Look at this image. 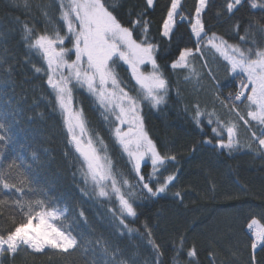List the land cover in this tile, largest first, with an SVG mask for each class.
Here are the masks:
<instances>
[{
    "label": "trees",
    "instance_id": "obj_1",
    "mask_svg": "<svg viewBox=\"0 0 264 264\" xmlns=\"http://www.w3.org/2000/svg\"><path fill=\"white\" fill-rule=\"evenodd\" d=\"M103 2L111 7L114 0ZM227 2L208 0L201 14L207 36L215 33L230 44L264 49V9H252L249 4L232 15L227 12ZM170 3L154 0V6L148 8L147 0H118L114 11L124 26H131L130 22L143 13L142 19L149 22V38L159 45L157 62L169 80L170 98L159 108L145 101L143 118L149 137L177 157L175 167L166 165L165 175L178 172L175 187L167 195L153 201L140 194L128 157L115 143L111 117L105 119L104 109L85 90H74V107L83 109L93 140L101 148L106 145L103 154L110 158L114 173L118 179L130 181L135 202L141 205L137 209L139 220L125 221L135 230L129 233L119 225L115 198L93 199L85 193L81 161L70 145L55 94L46 84L45 72H35V67L46 65L25 40V25L33 29L32 39L39 34L65 33L61 0H0V121L8 126L11 136L9 144L0 142V174L22 189L9 191L0 186V200L5 201L0 204V232L6 233L20 221L17 199H39L46 207L67 210V218L57 223L78 240L71 254L56 250L47 254L19 251L15 256L4 253L0 264H105L112 260V250L126 264L129 260L155 264L145 224L160 247L163 264H188L187 251L192 247L198 254L196 264H248L251 248L247 224L252 218L264 223V151L256 138L264 126L247 116L252 108L246 100L234 106L224 99L236 90L234 86L223 87L232 81L226 62L204 44H200V52L195 51L197 42L190 22H194L198 0H181L183 15L188 19L181 22L177 18L171 41L161 36ZM184 48L193 49L190 68L199 77L186 80L188 69L170 68ZM205 61L215 80L208 75ZM116 71L131 94L137 95L138 86L129 79V73L119 67ZM197 105L202 113L199 127L194 119ZM237 113L249 123L245 124ZM232 124L236 125L234 139L239 150L229 153L218 147V141L227 140L226 126ZM213 127L218 128L219 135L211 131ZM34 153L37 159H33ZM142 171L149 173L151 167L142 165ZM122 191L127 193L128 188ZM176 192L181 196H174ZM181 237L183 251L177 255ZM105 242L109 245L107 256L103 252ZM258 259L264 264V253H259Z\"/></svg>",
    "mask_w": 264,
    "mask_h": 264
},
{
    "label": "snow or ice",
    "instance_id": "obj_2",
    "mask_svg": "<svg viewBox=\"0 0 264 264\" xmlns=\"http://www.w3.org/2000/svg\"><path fill=\"white\" fill-rule=\"evenodd\" d=\"M118 0H114L110 7L103 0H61V20L66 29L64 34L59 31L55 35L39 34L34 39L33 29L25 25V40L28 46L36 50L46 65V68L35 67L36 73L45 72L46 84L55 94V105L64 117L68 139L78 154L81 161L85 183L90 180L95 189H98L100 197L113 195L118 202L119 225L127 229L129 233L135 231L125 221L132 218V222L139 220L138 208L141 205L135 202L133 185L126 178L118 179L113 171L109 157L103 154L101 148L93 140L89 133L82 108L74 107V90L83 89L92 96L99 107L104 109L105 119L114 117L113 136L123 153L128 157L131 171L136 180L135 187L140 189V194L147 200L155 201L163 198L175 187L178 172L165 175L166 165L172 163L175 167L176 155L168 151L167 147L158 146L149 137L144 129L143 105L146 101L152 108H159L167 104L169 100L170 84L157 62L159 45L149 38V22L142 19L143 13L137 15L131 26H124L117 15L114 14ZM252 9H264V0H228L226 8L229 14L235 15L241 7L249 5ZM148 8L154 6V0H147ZM208 6V0H198L195 8L194 22H190L191 34L196 38V52L201 51L200 42L207 36L201 14ZM177 18L181 22L188 19L183 15L181 0H171L166 18L162 22L161 36L171 41ZM238 27V26H237ZM203 34V35H202ZM241 40L245 37L241 36ZM70 45V47L68 46ZM207 45L214 49L226 61V71L232 76V81L225 83L223 87H235L234 93H230L225 100L235 102L246 100L252 110L247 116L252 121L264 125V49L248 48L229 44L223 37L213 33L207 38ZM193 49L184 48L178 52L170 68L188 69L191 77H199L194 68H190V58ZM121 68L129 73V79L138 86L137 95H132L127 85L120 78L116 69ZM208 67V75L215 80V74ZM219 86V85H218ZM219 99V97H217ZM254 106V108L252 107ZM202 113L196 106L195 122L201 126ZM239 119L245 120L237 113ZM213 120L209 114L208 124ZM220 125L219 120L216 121ZM217 135L220 134L217 127L211 128ZM227 140L218 141L221 150L229 153L238 151L236 125L226 126ZM255 135V134H254ZM260 150L264 151V131L256 137ZM0 142L9 144L11 136L8 126L0 121ZM211 143V141H205ZM103 145V141L99 142ZM38 157L33 154V159ZM147 158V160H146ZM150 161V164L147 162ZM15 163V162H13ZM144 168L151 167V172L144 173ZM23 183V180L20 181ZM110 182V183H109ZM0 186L5 190L16 189V183H10L3 174H0ZM111 189V193L108 189ZM124 187L128 192L122 191ZM174 196L180 197L176 192ZM5 201L0 200V204ZM15 205L18 208L21 219L15 227L6 233L0 232V255L8 253L15 256L22 249L30 250L35 254H47L48 250H56L61 254H71L78 247V240L70 230L64 228L57 221L67 218V210L57 207H46L43 200L22 201L17 199ZM83 216V212L80 213ZM144 229L155 252V264H163L160 260L162 253L160 247L152 239V233L147 224ZM249 230V243L251 254L248 264H261L259 253H264V223L252 218L247 224ZM180 248L177 255L183 251L184 239L180 238ZM104 255L109 254V245L103 246ZM195 247L187 251L188 264H196L197 257ZM210 255H212L210 253ZM105 264H126L125 260L112 250V260ZM127 264H136L134 260Z\"/></svg>",
    "mask_w": 264,
    "mask_h": 264
},
{
    "label": "rangeland",
    "instance_id": "obj_3",
    "mask_svg": "<svg viewBox=\"0 0 264 264\" xmlns=\"http://www.w3.org/2000/svg\"><path fill=\"white\" fill-rule=\"evenodd\" d=\"M65 3H67V0H65ZM190 30H191V28H190ZM203 35V34H202ZM194 37V36H193ZM208 37H210V36H206L205 38H204V40H202L201 42H200V44H204L205 45V47L208 49H211L213 52H214V54L216 55V56H218L219 58H221L222 60H223V57H221L220 56V54L219 53H217L214 49H212L209 45H207V38ZM194 39H195V41H196V38L194 37ZM197 42V41H196ZM230 44V43H229ZM234 45V44H233ZM69 47H70V45H68ZM237 46H240L241 48H243V49H245V50H247L248 48H244L243 46H241V45H237ZM224 61V60H223ZM224 62H226V61H224ZM227 63V62H226ZM111 117V116H110ZM62 118H63V123H64V117H63V114H62ZM110 120L112 121L111 123H114V117H111L110 118ZM257 122V121H256ZM64 126H65V124H64ZM264 126V125H263ZM65 129H66V127H65ZM66 131H67V129H66ZM67 137H68V135H67ZM70 142V141H69ZM70 145H71V143H70ZM71 147L73 148V146L71 145ZM73 150H74V148H73ZM146 160H147V158H146ZM149 164H150V161H147ZM143 165V164H142ZM83 169H82V167H81V173H82V177H83V182H84V184H85V189H84V191H85V193L87 194V196L88 197H91V198H97V199H102V198H104V199H114L115 197L113 196V195H109L108 197H100L99 195H98V189H95L94 188V186H93V184H92V182L89 180L88 181V183H85V178H84V175H83ZM110 183V182H109ZM108 191L111 193V189H110V187H109V189H108ZM30 250H27V249H22L21 250V252H29ZM0 259H1V255H0Z\"/></svg>",
    "mask_w": 264,
    "mask_h": 264
}]
</instances>
